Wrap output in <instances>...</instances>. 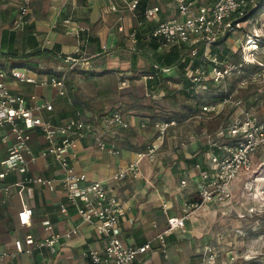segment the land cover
<instances>
[{
  "label": "built area",
  "instance_id": "obj_1",
  "mask_svg": "<svg viewBox=\"0 0 264 264\" xmlns=\"http://www.w3.org/2000/svg\"><path fill=\"white\" fill-rule=\"evenodd\" d=\"M118 1L121 7L116 0H107L104 12H118L121 8L136 19V24L129 27L127 32L130 51H137V27L143 21L155 20L156 24L147 38L155 39L160 43L161 48L185 46L191 57L197 56L198 51L202 49L199 63L190 66L184 72L185 78L192 85H200L211 79L226 93L228 81L237 78L232 93L226 94L218 102H205L191 116L198 120H211L225 113L227 106L234 112V115L230 112L228 122L218 131V135L223 137L222 142L207 135L211 154L205 165L201 162H196L194 165L198 169L196 193L183 201L178 214L167 216L165 227L154 236V239L158 240L159 251L167 257V234L184 229L186 220L194 212L204 210L211 204L228 203L233 184L242 174L251 170L253 153L258 150L264 151V117L256 113L257 106H247L241 98L232 96L238 88L255 85L262 96L261 99H264V89L258 87L264 84V9L259 15L257 14V19L254 15L256 11L251 15L252 21L255 18L259 23L258 27L244 32L243 40L239 43L241 51L235 58V63H232L227 58H222L216 51L213 52L212 47L218 45L222 39L229 40L234 29L241 23L233 24V21L254 7L257 0H209L208 2L170 0L167 8L173 10V14L165 18L161 17L163 9L159 3H156L143 9V21H137L140 0ZM3 2L14 5L16 12L14 23L17 28L24 29L31 23L32 0H0V3ZM63 23L70 24V18ZM74 27L77 33L87 31V27L78 24ZM117 29L119 32L124 31V25L119 24ZM32 34L36 37L37 33L33 31ZM254 51L261 52L260 58H254ZM49 56L60 60L62 65H65V69L60 66L61 69L58 67L59 69L45 71L47 69L42 65H38L39 70L22 66H0V128H7L1 141L6 142L9 137L12 139L6 156L0 161L2 166L0 176H6L14 171L21 173L23 177L16 183L20 188L32 183L53 186L56 181L62 185L65 200L60 204V211L65 214L68 207L73 206L80 218L92 223L105 239L103 251L88 249L85 253L88 258L86 264H145L148 260L147 255L153 250L152 240L130 245L120 236L119 221L125 215L126 203L108 191V186L103 180L89 178L86 172L77 169L73 163L78 155L77 145L86 139H92L99 151L118 154L119 146L108 139L106 133L129 127L124 113L109 108L100 113L92 111L93 115L88 117L84 109H76L72 115L53 122L42 115L45 111L54 110L51 100L40 99L35 93L28 97L14 93L6 83L7 79H12L34 86H47L52 88L57 96H67V73L72 71L78 62L83 61V58L59 52H52ZM249 65H255V69L245 70ZM21 68L24 70H20ZM156 68L163 74L170 70L167 66H156ZM120 82L125 84L126 79L123 78ZM91 117L100 121L99 127L94 124L95 120ZM154 122V139L145 149L138 151L129 163L118 166L111 176L113 180H121L126 176L146 179L141 168L143 158L152 160L156 156L157 150L165 142L168 129L177 125L178 120L160 119ZM34 128H39L45 139V146L39 155L51 156L54 159L61 170L58 178H45L28 171L29 163L38 157L30 147L31 131ZM185 183L183 179L180 185L184 186ZM4 191L7 192L8 187H4ZM162 208L166 210L165 203L162 204ZM17 217L20 225H27L31 219V211L23 207L18 211ZM43 227L48 233L35 241L33 248H49L55 251L62 238L76 236L78 233L77 227L63 233L56 232L48 219L43 220ZM32 250L30 247L25 248L21 241L17 240L14 250L0 253V259L21 252L30 253ZM212 261L213 255L210 254L202 262L186 264H203Z\"/></svg>",
  "mask_w": 264,
  "mask_h": 264
},
{
  "label": "crops",
  "instance_id": "obj_2",
  "mask_svg": "<svg viewBox=\"0 0 264 264\" xmlns=\"http://www.w3.org/2000/svg\"><path fill=\"white\" fill-rule=\"evenodd\" d=\"M202 1L208 2L209 0ZM116 2L121 7V3L118 0ZM7 4L12 5L3 2L0 3V7L7 6ZM105 5H107V0H32L30 19H32V29L37 33L35 38L38 45L36 48H31L26 43L27 30L25 28L22 34L25 38L24 52L32 53L39 49H46L64 55L81 56L89 63L82 68L93 69L90 63L98 61L101 54L110 47L112 48L118 40V35L124 34L125 41H128V28L136 23V19L121 8L118 12L105 13ZM149 5H154V2L147 3L146 7ZM8 8L2 11L0 19L11 21L15 17L12 12L14 8L11 9V6ZM165 9L168 14L162 13L161 17L165 18L173 14L170 8ZM67 18L71 21L68 25L63 23ZM108 20H112L113 24H109ZM150 21L154 22V20ZM75 24L87 27V31L77 33ZM119 24L124 25V31L120 34L117 29ZM2 28L0 29V48L6 52V48L1 47V35L5 30ZM46 56L49 57L43 53L31 59L39 64V61ZM126 81L128 82V79ZM6 83L14 93L26 97L35 93L40 99L51 100L54 110L45 111L42 115L53 122L60 121L59 116L66 115L73 109L62 104L67 96H57L50 87L34 86L12 79H7ZM84 111L88 117L93 115L92 111L102 112L94 109H84ZM123 113L128 120L129 127L106 133V137L119 146V153L99 151L92 139H86L77 145L78 155L73 163L77 169L86 172L89 178L103 180L108 186V191L126 203L125 215L119 221L120 236L126 244L130 245L152 240L153 250L147 255L148 260L145 264L194 262L192 258L194 254L191 251L193 247L191 225L204 212L226 206L229 202L222 206L211 204L204 210L194 212L186 220L184 229L167 234V257L159 251V243L154 236L165 227L167 216L178 214L183 201L196 193L198 169L194 165L196 162L205 165L211 154L207 135H211L220 142L223 139L218 135V131L224 124L211 130L206 123L224 117L227 113L209 121L195 119L190 114H188L190 116L186 115L184 119L178 120L177 125L168 129L165 142L157 150L155 158L153 160L143 158L141 168L146 179L126 176L121 180H113L111 176L118 166L129 163L135 158L137 151L145 149L154 139V121L165 119L130 110ZM91 118L95 120L94 117ZM94 124L99 127L100 121L95 120ZM6 129L0 128V161L6 156L8 145L12 140L9 137L6 142L1 141ZM31 133L30 147L38 157L29 163V173L45 178H58L61 170L54 159L51 156L39 155L45 146L44 135L39 128H34ZM135 133L141 138L138 147L133 145ZM1 168L0 164V170ZM22 177L23 175L17 171L0 176V253L13 251L17 240L21 241L25 248L30 247L33 250L30 253L21 252L15 256L3 257L0 259V264H86L88 258L85 253L88 249L103 251L105 239L100 233L101 236H98L92 223L83 221L73 206L68 207L65 214L60 211V204L65 200V192L58 181L53 186L32 183L20 188L16 183ZM183 179L186 181L184 186L180 185ZM246 184L247 181L244 182L243 188ZM4 187H8L7 192L4 191ZM163 203L166 204V210L162 208ZM23 207L31 211V219L27 225H20L18 222L17 214ZM45 219L52 223L53 230L56 232L63 233L77 227L78 233L76 236L62 238L55 251L49 248H33L35 241L45 237L48 233L43 227ZM196 250L199 252V249ZM204 251L202 247L199 253L204 254Z\"/></svg>",
  "mask_w": 264,
  "mask_h": 264
},
{
  "label": "rangeland",
  "instance_id": "obj_3",
  "mask_svg": "<svg viewBox=\"0 0 264 264\" xmlns=\"http://www.w3.org/2000/svg\"><path fill=\"white\" fill-rule=\"evenodd\" d=\"M153 2L160 4L163 14L167 13L165 8L168 7L170 0H145V3L148 4ZM9 6L11 9L14 8L12 12L15 15L13 4L0 7V14L4 9L6 11V7L9 9ZM263 9L264 5L254 13L256 19ZM15 17L11 21L0 19V29L3 27L2 29L14 32L16 36L13 48L15 53H18L17 57H20L31 52H24L25 38L22 34L25 28L16 27ZM255 18L252 21V16H250L242 21L234 29L229 40L213 46L212 51H216L222 58H227L229 62L235 63V58L241 51L239 43L243 40L244 32L258 27L259 23ZM108 23L113 24V21L108 20ZM125 39L124 34L118 35L116 44L101 54L98 61L90 63L95 71V75L91 78L80 73L81 67L89 64H86V60L83 59L75 65L74 71L72 69L67 74V79L76 87V91L72 94L68 93L62 102L63 106L70 107L69 109L78 107L82 110L94 109L98 111L113 108L122 112L130 110L168 118L186 113L188 115L193 113L194 109L198 111L200 106L205 104L204 99L208 95V90L213 86L211 79L200 85H192L188 80L184 81L176 66H169L170 70L164 74L157 68H155V73L150 72L147 58L140 51H130L129 45L125 44L128 41ZM171 50H176L180 57L188 53L185 46L165 49L167 53ZM147 52L151 54V52ZM0 53L5 52L0 48ZM253 55L255 59L260 58L261 52L254 51ZM4 60L5 58L0 56V63H3ZM62 64L60 60L46 56L39 61L38 65L45 67L47 69L45 71H51L59 69L60 66L65 69V65ZM26 66L29 67V64ZM245 70L250 71L251 69L248 70V66H246ZM149 72L150 74H148ZM163 76L170 77L168 82L164 80L169 91L162 90ZM123 78L128 79V82L126 81L125 84L120 82ZM155 79H159L160 82L156 84ZM258 87L264 89V84ZM251 90L255 93V88ZM248 91L250 90L247 87L238 88L232 96L242 99ZM252 94L250 92V95ZM230 109L232 108L227 106V114L224 117L207 122L208 127L212 130L219 125H225L229 115L233 112ZM256 113L264 117V99H259ZM140 139L139 135L135 133L133 145L138 147ZM245 181L247 184L243 188ZM194 221L195 223L191 225L193 231L191 251L194 254L192 257L194 262H202L206 256L211 254L213 261L203 264H264V151L258 150L253 153L251 170L242 174L235 182L229 203L226 206L218 207V209H209ZM98 236L101 235L98 233ZM202 247L205 250L204 254L199 253ZM196 249H199V252Z\"/></svg>",
  "mask_w": 264,
  "mask_h": 264
},
{
  "label": "trees",
  "instance_id": "obj_4",
  "mask_svg": "<svg viewBox=\"0 0 264 264\" xmlns=\"http://www.w3.org/2000/svg\"><path fill=\"white\" fill-rule=\"evenodd\" d=\"M257 3H259L260 7H262L264 5V0H257ZM146 5H147V3H145V0H140L139 6H138L137 21H143L144 20L143 15H142V11L146 7ZM155 24H156L155 21L154 22L153 21H143L142 24L137 27V31H136L137 51H140V53L145 58H147L148 67H149L150 72L155 73L156 66H158V67L176 66V67H178L179 73L181 72V75H182L184 81H186L187 79L185 78V75H184V72L186 71L185 69L187 67H189L190 65L193 66V65L199 63V61H200L199 58L201 57L202 49H200L198 51L197 56H195V57H191L190 55H188V53H186V55L184 54V56L181 55V57H180L179 53L176 50H171L167 53L165 51V49L161 48L159 42H157L155 39H153L151 37L147 38L148 33L153 29ZM25 28L27 30L26 43H28L31 48H36L38 43L36 41V38L32 34L33 29H32L31 23L28 24ZM1 36H2L1 47L6 48V52L0 53V56L5 58L4 62L0 63V66H3V67H6L8 65L26 66V64H29V68L38 69V63L33 61L31 58L32 57H38V56L42 55L43 53L47 54V55H51V53H52V51H49L46 49H43V50L39 49V50L33 51L32 53H26L24 55H21L20 57H17V53H15L14 48H13L14 43H15V36H16L14 34V32L5 29L2 31ZM224 42L225 41L223 39L219 41V43H221V44ZM147 51L151 52V54H149ZM19 60H21L22 62ZM249 69H251V70L255 69V65H249L248 70ZM73 71H74V69H73ZM69 72H71V71H69ZM94 72L95 71L92 68H82L81 67V70H80V73L82 75H84L85 77H88V78H91V76H94L95 75ZM150 72L148 74H150ZM169 78L170 77H164L163 76L162 80L163 81L165 80L166 82H168L170 80ZM165 81L163 82L162 90L169 91L170 89L165 84ZM154 82L157 84L160 81H159V79H155ZM236 82H237V78H233L230 81H228V83H227L228 89H227L226 93H224L225 91H223V89H222V87H220V85H215L213 83L212 88L210 90H208V93H207L208 95L204 99L205 102H218V101H220L226 94H230L234 91V89L236 87ZM66 86H67V90H68L67 94L69 92L72 94L73 92L76 91V87L72 84L71 81H69V79H67V77H66ZM247 88L250 91H248L244 97L242 96L243 97L242 100H243L244 104L247 106H252V105L257 106L258 101H259V99L262 98V96L257 91V88L255 85H250ZM252 88H255V91H254L255 93L252 92L254 90V89L251 90ZM245 90H247V89H245ZM250 92H251V94L252 93L253 94L250 95ZM76 109H80V108L74 107L73 109L70 110V112L66 113V115L64 114V115L59 116L60 120L61 119L63 120L67 115H69V116L72 115ZM196 110L197 109H194V112ZM193 113H190V115H192ZM186 114L174 115V116H170V117L165 118V119L181 120V119H184L186 117ZM190 115H188V116H190Z\"/></svg>",
  "mask_w": 264,
  "mask_h": 264
},
{
  "label": "water",
  "instance_id": "obj_5",
  "mask_svg": "<svg viewBox=\"0 0 264 264\" xmlns=\"http://www.w3.org/2000/svg\"><path fill=\"white\" fill-rule=\"evenodd\" d=\"M260 8V4L257 3L254 7H252L247 13H245L244 15H242L241 17L235 19L233 21V24H237L240 23L246 19H248L255 11H257Z\"/></svg>",
  "mask_w": 264,
  "mask_h": 264
}]
</instances>
